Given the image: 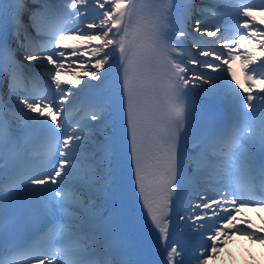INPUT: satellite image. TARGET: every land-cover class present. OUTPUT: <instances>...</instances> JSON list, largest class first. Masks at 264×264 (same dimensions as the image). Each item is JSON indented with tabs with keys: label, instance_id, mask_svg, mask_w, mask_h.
Listing matches in <instances>:
<instances>
[{
	"label": "snow or ice",
	"instance_id": "obj_1",
	"mask_svg": "<svg viewBox=\"0 0 264 264\" xmlns=\"http://www.w3.org/2000/svg\"><path fill=\"white\" fill-rule=\"evenodd\" d=\"M224 2L0 0V264L264 245V0Z\"/></svg>",
	"mask_w": 264,
	"mask_h": 264
},
{
	"label": "bare ground",
	"instance_id": "obj_2",
	"mask_svg": "<svg viewBox=\"0 0 264 264\" xmlns=\"http://www.w3.org/2000/svg\"><path fill=\"white\" fill-rule=\"evenodd\" d=\"M221 7V8H220ZM218 9H214L215 12L220 10L223 12L224 15H227L229 10V5L226 4V6H220ZM228 16V15H227ZM230 20L229 18H227ZM259 19V17H258ZM231 21V20H230ZM230 27V26H228ZM257 55H264V53L257 52ZM234 67L237 70V74L241 73L240 63L239 61L234 65ZM65 80H71L72 76L70 74L65 75L63 77ZM249 219H251L253 222L258 221L261 223H264L263 218L259 216H254L253 214H250V216H247ZM244 242V243H243ZM247 245L250 247V250L253 251V254H251L252 262L250 264H264V259L262 253H264V246L259 243H254L252 241H249L244 236H233L230 240V242L226 245L225 249L221 250L220 256L215 261H209V264H243V261L240 259V257L235 253H232L231 251L234 250L237 246H244ZM262 252V253H261Z\"/></svg>",
	"mask_w": 264,
	"mask_h": 264
},
{
	"label": "rangeland",
	"instance_id": "obj_3",
	"mask_svg": "<svg viewBox=\"0 0 264 264\" xmlns=\"http://www.w3.org/2000/svg\"><path fill=\"white\" fill-rule=\"evenodd\" d=\"M210 3H214V4L222 3V5L225 4V2H223V1H219V0H210ZM210 3H209V4H210ZM211 22H212V21H211Z\"/></svg>",
	"mask_w": 264,
	"mask_h": 264
}]
</instances>
